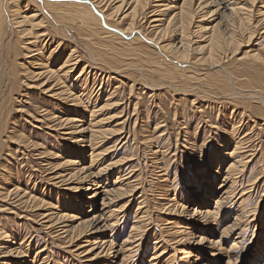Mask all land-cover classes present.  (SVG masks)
<instances>
[{"label":"bare ground","instance_id":"1","mask_svg":"<svg viewBox=\"0 0 264 264\" xmlns=\"http://www.w3.org/2000/svg\"><path fill=\"white\" fill-rule=\"evenodd\" d=\"M255 1L0 0V66L7 65L3 51H8V56L14 53L12 63L21 55L24 61H17L15 64L19 69L14 68L21 71V79L12 73L16 71H12L14 65L10 66L11 76L20 79V84L24 78L36 77L42 90L49 92V97L56 102L63 101V106L57 110L58 115L42 114L45 124L53 123L59 127L60 143L50 142V139L45 144L32 142L27 145V140H10L11 135L6 136L15 147L3 159L5 163L0 161V203H6L0 204V264H146L142 258L134 259V256L141 251L144 240L158 232L152 241L148 264H199L201 256L208 257L209 263L205 264H220L224 258H227L226 264H243L238 257L234 258L233 249L243 245L245 228L250 223L256 228L260 223L264 236L261 211L257 209V203L253 205L249 200L251 191L261 187L262 182L264 184L263 172H255L254 168L256 163L264 165V147L261 141L258 147L251 148L246 144L248 134L241 132V127L251 121L252 130L256 127L261 130L264 125L257 120V114H264V58L254 51L245 56H230L226 49L229 51L231 48L228 50L227 46L236 44V33L241 26L250 29L247 33L249 40L254 36L256 29L250 27L249 17L253 16H250V5ZM262 8L264 3L259 8L261 13L264 12ZM226 9L230 10L229 17L239 25H231L224 32L220 25L227 17L223 14ZM220 11L222 14L218 17H222L218 22L209 20ZM139 19L150 20L147 31L137 25ZM10 23L15 29L17 27L20 49L11 41ZM194 36L198 38L194 39ZM53 42L55 46L45 50ZM144 44L164 57L167 66L163 65L166 64L164 61L162 64L146 61V52L145 55L139 52L145 49ZM67 47L69 52L65 54ZM79 47L85 49V54ZM246 57L251 63L243 69L238 68L237 62ZM88 63L118 74L122 69L126 72L136 69L140 72L135 78L153 87L166 84L174 90L188 92L196 89L209 94L210 98L224 99L233 107V120L228 123L229 127H220L221 135L214 138L212 152L203 151L187 157L188 165L194 164L197 169L185 176L182 185L198 188L193 196L188 188L178 194L176 190L173 194L169 191L166 164L161 157L168 150L165 142L160 144L161 139H156L154 134L149 144L145 142L158 168L159 186L150 190L151 201L163 195L158 212L165 213L166 217L159 215L155 220L140 171L142 168L129 164L138 153L116 159L115 151L121 148V142L116 140L112 146L104 147L115 135H121L125 127L121 120L116 122L117 127H111L110 123L118 116L111 115L109 110L118 104L113 99H106L104 103L96 99ZM56 64L59 66L54 69ZM144 70L155 72L158 79L148 78ZM70 80L71 86L68 85ZM88 113L90 116L86 119ZM238 116L239 123L235 121ZM2 134L0 130V145ZM51 137L53 140L59 138L57 135ZM30 144L32 150H28ZM33 150L42 159L35 165L30 160L34 156ZM23 166H28L25 172ZM44 172L48 184L42 191L45 197L42 198L37 195L38 182L30 186L31 181L24 183L22 177L29 173L30 179ZM220 177L222 181L216 187L214 183ZM187 193L191 194L189 198ZM59 195L63 198L55 199L56 203H49L51 201L46 199ZM137 199L134 219L130 220L129 210ZM5 211L13 214L15 220L5 216ZM233 212L234 221L224 224ZM216 229H221V236L214 239L212 235ZM126 230L127 236L120 241ZM42 233L46 242L36 250L39 239L43 238ZM226 237L232 238L231 244ZM59 241L63 243L61 258L55 256L53 249V245L58 247ZM259 244L262 247L260 255H264V237L257 244L256 251H259ZM186 246L191 249L188 251ZM169 247L182 256L168 255ZM33 251L35 255L31 258ZM242 255L243 252L238 254L240 258ZM247 264H256V261L253 259Z\"/></svg>","mask_w":264,"mask_h":264},{"label":"rangeland","instance_id":"2","mask_svg":"<svg viewBox=\"0 0 264 264\" xmlns=\"http://www.w3.org/2000/svg\"><path fill=\"white\" fill-rule=\"evenodd\" d=\"M263 3H264V0H256L253 5H250L251 9H252L250 16H252V14H253L252 17H249V21H251V24L253 25L252 26L250 24V27L256 29L255 34H254V36L251 37V40H249L250 37H249V34H247V33H249L248 30H250V29H247V26L246 27L241 26L242 28L239 27L240 29H238L237 30L238 33H236V35H237L236 36V40H237L236 44L235 43L231 44L230 45L231 47L227 46L228 50L231 48L229 51H227V49H226V52L230 56H232V55H234V56H245L249 51L250 52L254 51V52H259L261 54V56L264 58V22H263L264 21V14H263L264 12L261 13L259 10V8H261V5ZM262 10L264 11V8H262ZM224 11L225 12L223 14H224V16H225V14H227V17L223 18L224 19L223 24L220 25L221 30L222 31L224 30V32H225V31H227L225 28H228V27L230 28L231 25L233 27H235V26L238 27L239 24L234 22L233 18L229 17L230 10L226 9ZM219 14H222V11H220V13L210 17L209 20L215 19V21H212V22L213 23L218 22V20H220V18L222 17V16L218 17ZM12 24L13 23H10L11 41H14L15 45L18 44L16 47L19 48L20 46H19L18 42H19L20 38H19V35L17 33V27L15 29V25L14 24L12 25ZM148 24H150V20L142 19V21H140V19H139V23L137 25H139V27H143L144 31H147L146 29L149 26ZM195 37L196 36H194L193 38L194 39L198 38V37H196V38ZM55 44L56 43L53 42L52 44L48 45L45 50H51L55 46ZM237 44H239V45H237ZM142 46H145L146 50L144 48H142V49L139 48V49H141V50H139V52L141 51L140 52L141 55H145L144 52H146V55H145L146 58H144L145 56L144 57L142 56V58L146 59V61L149 60L148 61L149 63H152L153 61H155V62H159L160 64H162V61H164V62L167 61V60L163 59L164 57H162L159 53H156L157 51L153 47L150 48L148 46L146 48L145 44ZM68 49H69V47H67V49L65 50V54L69 52ZM78 49L85 54V52H86L85 49L83 50L82 47L81 48L79 47ZM233 52H234V54H232ZM8 53H9L8 51H3L4 57L7 59V65L5 66L6 68L5 67L2 68L0 66L1 67L0 68V73H1L0 74V125H1L0 128H2L0 130L3 133L2 134L3 140H2V144L0 145V149L2 148L0 150V158H1L0 161H2L3 163H5V161L3 160L5 158V156H7V154H10V152H13V150L11 151V149H13L15 147L14 146L15 144L10 143V140H14V138H15V140L16 139L27 140L26 141L28 143L27 145H29V143H32V142L37 143V144L40 143L39 145L45 144V143L49 142L50 139H51L50 142L52 141L53 143H60L61 142L60 137L57 134V129H59V127L53 126V123H50L48 125L45 124L44 123L45 121L42 119V114H46V113L48 114L49 113L50 115H52L54 113V114L58 115L59 111H57V110H59L63 106L62 100H60V101L58 100L56 102L55 99L48 96L49 92H45L42 90V87H41V85L38 84L39 81H38V79H36V77H30L29 76V79L24 78L25 81L22 82L23 84H20L21 82L19 80L21 79L20 75H22V73L20 70H17L14 68L19 69V67L16 64L18 62H23L24 61L23 57L21 55L20 56L18 55L16 58V62L12 63L10 60H12V58L14 57V55H13L14 53L13 52H11L12 54L10 53L9 56H11V57H9L7 55ZM158 54H159V57H158ZM160 56L162 57V59ZM151 60H152V62H151ZM158 60H161V61H158ZM155 62H153V63H155ZM247 63H249V64L251 63L250 58H248V57L244 58V60H242L241 62H237L236 66L238 68L243 69V68H245V65H248ZM146 64H148V63H146ZM12 65H14V66L16 65V66L14 67ZM163 65L167 66V62H166V64L164 63ZM10 66H12L13 68ZM58 66L59 65L56 64L54 66V69H57ZM95 66L96 65H94V64H89L88 68H87V70L90 71V75H91V76H89L91 79V86L93 88H95L94 89V96L95 97L97 96L96 99L101 103H104L106 101V99H113V101L117 102L118 105L115 106L114 108L110 109L109 111H111V113H112L111 115L114 114L115 116H118V117H116V121H114L110 124H111V127H113V128L117 127L116 122H118V120H121L122 122H124V127H125V128H123V130H122L123 132L121 135H119V134L115 135L113 137L114 139H110V141L111 140L112 141L107 143L104 147H110L113 144H115L116 140L117 141L119 140V142H121L119 145V148L121 147L122 149L120 148L119 150L115 151L116 154L114 157L116 159H118L124 155L125 156L130 155L133 152L138 153V155H136V157H135L136 159L131 161L129 164H130V166L136 165V167L139 169L142 168L140 171H141V174L143 176L144 186H145L146 191H147L146 193H147V195H149L148 197L150 198V200H149V204H150L151 197H152V191H150V190H156V188L159 186L158 179H157L158 168H156V164L152 160V154H151V152H149L150 149L147 147V144H149V142H150L151 135L154 134L156 139H161L160 144H163L165 142V144L167 146L166 149H168L167 152L164 153L165 155L164 156L162 155L161 157H163V162L166 164L165 166H166V170H167V175H165V176H166V178H168V181H169L168 185L170 184L168 187H171V188H169V191H171L173 194L174 191L176 190V192L178 194L182 191L183 188H186V189L188 188V190L191 191L192 196H193L194 192L198 188H196V187L191 188L192 185H182V182H183L185 176L186 175L190 176L191 173L197 169V167L194 164L188 165L187 162L189 160H187V159H189V158H187V157H189L190 154H191V157L194 156L195 154H202L203 151H205L206 153L212 152V149H213L212 146L215 143L214 140L217 138H220V135H221L222 128L220 129V127L221 126L224 127L223 129L229 127L230 124H228V123L233 120V118H231V116H232L231 111H232L233 107L231 108L230 107L231 105L226 103L228 101H226V100L224 101V99H219V98L213 99L214 97L210 98L209 94H205V93L202 94V92L200 93L196 89L188 88V90L190 89V91H188V92L186 90H176V89L174 90L171 87H168L166 84H163V83H161V84H163L162 85L163 87L162 86H154L155 87V89H154V87L151 84H149V83L147 84L143 80H141L139 78H135L136 75H138L137 73L140 72L138 70H137L138 72H136V69H133V71H129V72H126L125 70L122 69V72H120L118 74V72L112 73V70L105 69L104 67H101V66L95 67ZM140 67H141V69H146V68H144L145 66H143V67L140 66ZM11 68H12V71L16 70L15 72H12V73H14L15 78H20V79L15 80L14 77L11 76V74H12L11 70H10ZM5 69L8 71H5ZM32 70H33V68H31L30 71H32ZM79 70H80V68L74 72V77L79 73ZM141 71H143V70H141ZM145 71L146 70H144V73L148 78H152L154 80L158 79V77H156L157 74L155 72H148L149 70L146 72ZM8 72H10L9 73L10 75L8 74ZM92 73H93V76H92ZM102 74H104V75H102ZM8 76L12 77V81H11V77L8 78ZM109 76H110V78H109ZM165 80H167V78H165ZM14 81L15 82L17 81L18 83H15ZM101 82H102V84H101ZM190 84L191 83L189 82V85ZM68 85L71 86V80L68 82ZM165 87H166V89H165ZM167 88H169V89H167ZM203 88H205L207 90V87L204 86ZM162 89H164V90H162ZM130 90H132V91H130ZM170 90L171 91L173 90L172 93ZM112 93L115 94V95H112L113 97H111ZM96 94H98V95H96ZM151 94H153V95H151ZM202 98H204V99H202ZM136 104H137V108L135 107ZM176 110H178V111H176ZM89 116H90V114L88 113V116H86V119H88ZM120 116H122V117H120ZM233 116H235V115H233ZM119 118H121V119H119ZM141 118H143V121L140 120ZM239 118H240V116H238L235 119V121L238 122ZM257 118H258L257 120L261 124H263L264 114H259V115L257 114ZM41 119L43 120L44 124L43 123L41 124V122H42V121H40ZM164 120H165V122H164ZM135 121H136V123H134ZM250 123H252V121ZM250 123L241 127V132H243L246 135L248 134L246 144L249 145L251 148H253V146H255V145H257V147H258L259 143L262 141L263 147H264V127H263L264 125H261V130H258L257 127L254 130H252ZM213 124H214V126H218V127L214 128ZM46 125H47V127H45ZM50 125L53 126V128L48 127ZM55 127H56V129H55ZM155 127H157L158 129L154 130ZM48 128H50V129H48ZM152 130H154V131L152 132ZM165 130H166V132H165ZM159 134L160 135L162 134L163 136L160 137ZM10 135L12 138L9 140L6 138V136H10ZM53 135L54 136L57 135L59 138L53 140V138L51 137ZM256 136H257V138H256ZM250 139L252 142L250 141ZM122 146H124V147H122ZM31 148H32V146L30 144V146L28 147V150H32ZM58 150H59V148L56 149V151H58ZM32 152H34L33 153L34 156L31 159L29 158L32 162L31 164L35 165L36 163L41 162L42 159H39L38 155L36 154L38 152H36L34 150ZM262 166H260V163L254 164L255 172L256 171L257 172H263V178H264V165H262ZM37 167L38 166H35V168H37ZM23 168H24V172H25L27 170L28 166L27 167L23 166ZM216 169L217 168H215V170ZM48 172L49 171H47L46 174H48ZM46 174L44 172L43 175H36V177H34V178L32 177L29 179V177H30L29 173H25L24 176L22 177V179H23L24 183H26L30 180L31 181L30 186L31 185L33 186V185H35V182L36 183L38 182L37 183L38 185L36 184V186L38 188V191H37L38 194L37 195L42 197V198H45L43 195L44 192H42V191L45 189L46 184H48L47 179H46L47 177H45V178L43 177ZM22 175H23V172H22ZM33 175H35V174H33ZM221 181H222V177L218 178L215 181L214 185L217 187ZM190 182H191V180H190ZM165 183H167V181L163 182L161 184H165ZM262 183H261V187L259 186V187L255 188L251 191L252 195L250 194L249 200L251 202H253V205H255L256 203L258 204L257 209L259 211H261L260 216L262 217L261 219L263 220L264 219L263 218L264 217V195H263L264 194V184L262 185ZM157 193H159V192H157ZM190 195H191L190 193H187L186 197L189 198ZM162 196L160 195L158 197V199L154 198L155 201H154V199H152V201H151L152 204H150V205H152V209H153L152 215L155 218V220L159 217V215H164V217H166L165 213L161 214L158 212L161 210V207H162L161 206V203H163V201H161L162 200L161 198H163ZM59 198L61 199V198H63V196L59 195L58 197H56V196L55 197H49V198L46 197V199H48V202L51 201L49 203H53V201H55V199L59 200ZM157 200H158V202H157ZM159 201H161V202H159ZM56 202H58V201H55V203ZM138 202L139 201L137 199L136 201H134L132 203V206L129 210L130 220L134 219V214L136 212ZM153 202H155V203H153ZM0 204L4 205L6 203L1 202ZM7 207H11V206L8 205ZM23 209L24 208H22V210ZM85 209L88 210L89 207L88 208L86 207ZM22 210H20V211L22 212ZM234 212H235V210H234ZM234 212L232 215H230V217H228L227 221H225L224 224L229 223L231 221H234V219H235ZM3 213L5 216L7 215L10 218H12V216H13V214H11V213H8L9 214L8 215L7 211H5ZM24 213H25V211H24ZM12 219L15 220L14 217ZM162 221L164 223V218ZM156 222H159L160 225L165 224V223L164 224L160 223V221H156ZM259 224L260 223H257L256 228H255V226L252 227L253 224L250 223V225L247 226L243 232L244 236H246L245 241L243 242V245L241 244L240 245L241 247H236L233 249L234 258L238 257V261L241 260L243 264H247V262H249L250 260H253V259L256 261V264H264V255H260L261 250H262L261 244H259V246H258L259 251H256V249H255L257 247V244L260 243L261 239L264 237L262 235V232L260 231L262 226ZM34 226L37 227V225H34ZM28 228L30 229L29 225H28ZM217 229L214 231V235H212V238H214V239L220 238V236H221V232H220L221 229H219V230H217ZM236 231L239 232L240 229H237ZM126 234H128V230H126L124 235H122L120 237V241L124 237L127 236ZM158 234H159V232L156 234H151V236L148 239L144 240V242H143L144 245L140 249L141 251L138 250L136 252L134 259H136V258L141 259L142 258V262H144L146 264L149 263L148 260L151 256V252L153 250L152 241L154 240V238ZM44 235H45L44 233L41 234V236H43V238L39 239L36 247L34 246L36 248V250L45 244L46 236L44 237ZM226 239L228 240V244H231V242L233 241L232 238H229V237H226ZM62 245H63V243H61L60 241H59V243L57 242L58 247H55L53 245L55 256L58 258L60 257V255H61L60 253L63 250ZM242 246H243V248H242ZM186 247H187L188 251L191 249V248H188L190 246H186ZM237 248H239V249H237ZM143 252H144V255H143ZM168 252H169L168 255L171 253H176L175 249H172L171 247H169ZM241 252H243V255L240 258L238 256V254H241ZM139 253H140V255H139ZM176 254L178 255V253H176ZM193 254H195V252ZM34 255H35L34 251L30 253L31 258H33ZM178 256L181 257L182 254H179ZM189 259H192V258L190 257ZM226 260H227V258H224V261H222L220 264H226ZM205 263H209L208 257L204 256V258H203L201 256V261L199 262V264H205ZM76 264H77V262H76ZM131 264H134V263H131Z\"/></svg>","mask_w":264,"mask_h":264}]
</instances>
